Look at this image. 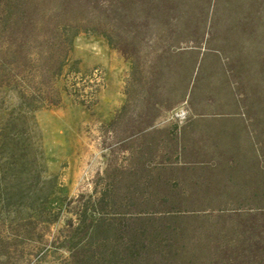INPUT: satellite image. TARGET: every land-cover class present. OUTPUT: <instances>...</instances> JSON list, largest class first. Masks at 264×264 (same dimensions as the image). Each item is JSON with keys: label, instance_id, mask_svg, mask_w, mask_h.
<instances>
[{"label": "rangeland", "instance_id": "obj_1", "mask_svg": "<svg viewBox=\"0 0 264 264\" xmlns=\"http://www.w3.org/2000/svg\"><path fill=\"white\" fill-rule=\"evenodd\" d=\"M24 86L60 101L1 144L0 264H67L82 210L90 250L214 264L218 209L264 198V0H0V134Z\"/></svg>", "mask_w": 264, "mask_h": 264}, {"label": "trees", "instance_id": "obj_2", "mask_svg": "<svg viewBox=\"0 0 264 264\" xmlns=\"http://www.w3.org/2000/svg\"><path fill=\"white\" fill-rule=\"evenodd\" d=\"M63 29L62 31V29L57 28L54 35L58 39H66L71 48L76 32L70 33L67 28ZM61 55L55 62V76L61 74L68 61V53ZM23 82H25L26 86L29 85L26 81ZM39 93L25 86L22 90L16 92V97L19 101L18 110L19 112L22 111V114H19V118L17 117L15 120L12 118V121L7 123V127L4 130L2 129L0 147L2 144V148L8 147L11 151H14L10 143L15 139L11 137L10 130L11 128L15 129L16 122L18 120L22 122L19 132L16 130L19 133L18 137L20 136L23 141L24 139L27 140L28 123L26 116L44 108L58 105L60 96L56 88L52 97L46 95L40 96ZM23 147L21 152L24 153L25 158L28 148L24 145ZM24 164H26L25 159ZM3 191L0 183V199L2 200H4L3 196L7 195L5 194L6 190ZM103 195L100 199L103 198ZM59 210L62 211V208L59 207ZM218 212L219 215L217 217L227 218L223 227L230 234L223 242V250H220L218 257L214 258V264H264V198L260 199L257 203H239L233 205L231 208H220ZM82 214H85V210L77 214L79 222L73 229L74 232L62 235L63 241L60 247L68 254L67 264L144 263L147 253L140 252L137 248L140 242L143 244L145 242L144 240H140L135 232L127 239L122 237L121 247L116 250L106 252V249H104L99 251L98 247L95 250H90L88 246L93 243L92 240L99 230V224L101 228L103 219L93 216H89V218L84 216L82 218ZM124 229V226L120 225V232H124ZM156 264H160V262H156Z\"/></svg>", "mask_w": 264, "mask_h": 264}, {"label": "built area", "instance_id": "obj_3", "mask_svg": "<svg viewBox=\"0 0 264 264\" xmlns=\"http://www.w3.org/2000/svg\"><path fill=\"white\" fill-rule=\"evenodd\" d=\"M187 116V110H185L184 108H180L178 110H175L172 114H171V118L178 123L183 122L186 119Z\"/></svg>", "mask_w": 264, "mask_h": 264}]
</instances>
